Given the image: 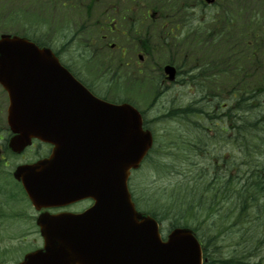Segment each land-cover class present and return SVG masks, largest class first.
<instances>
[{
	"label": "rangeland",
	"instance_id": "obj_1",
	"mask_svg": "<svg viewBox=\"0 0 264 264\" xmlns=\"http://www.w3.org/2000/svg\"><path fill=\"white\" fill-rule=\"evenodd\" d=\"M255 1L260 7L264 6V0ZM17 2V0L13 1V3ZM224 3L227 4V0H225ZM191 7L193 8L190 9L192 12L199 9L194 6ZM210 11L209 9L206 11H198V15L204 14V17H209L213 14V12ZM46 19L47 20L38 21L37 10L31 9L28 11L27 8L24 7L13 19L11 28H7L14 33L25 34L26 32H31L32 29L39 24L44 29H34V33L36 34L34 38L43 39L51 44L59 46L65 44L68 53H72V49L80 50V53L77 54L67 53L64 55L66 58L72 56L78 59L81 64H85L89 59H95V54L91 50L81 54L83 50L81 46L84 45L82 39L81 45L79 40H77V42L73 41V39L70 38L71 34L67 32L54 33L50 29V24L51 22L55 24L57 20L52 19V16H47ZM68 24L70 25V23ZM182 56L183 55H178V57H176L182 59ZM64 60L66 61L65 58ZM137 61L138 59L135 57V63L130 65L127 70L125 68V74H127V76H122V70V74H120L121 77L115 78L113 82L110 81V85L104 93L106 97L113 100L128 99L129 101L135 102L136 105L145 112L146 117L150 120L151 128L155 129L156 132V147L144 165L134 173L130 185L142 209L165 208L168 210L171 209L172 212H178L180 210L179 206L177 203H173V199L167 194L172 192L175 183L180 184L179 176L183 177L181 181H185L188 178L194 179L195 177H200L203 171L198 169V167L209 164L212 161L216 162V159L222 155H228L230 159L225 161L227 165L226 170L221 172L220 176L223 178L228 167L232 168L231 176L233 182L236 183L238 174L240 177L245 178L247 182L250 180L249 189H253L254 191H249L246 194H255L259 199L257 202L253 203H251V200H247L251 205L249 210L246 206V219H244L245 215L238 216L241 214L230 207L234 204V201L228 197H224L227 194L234 196L235 191L227 193L226 190H221L220 188H222L223 184L219 187L218 183H220V180H218L217 183V179L214 177V179H212V189L210 191H205L207 196H214V194L218 195L216 199L217 206L213 209L214 212H211V215L208 216L206 215V211L201 212L202 215L199 217V220H191L193 214L188 212L186 216L188 221L180 222L186 223L193 228L195 227L205 239L221 240L220 242L222 245L216 243L217 249H219L220 252V257L216 260L219 264H229L224 263L223 257L228 261L234 257L238 258V256L234 255L236 252L240 253L245 248H256L257 244V241H249L248 238H246L247 240L242 238L241 234L243 230H245L248 231L247 235L251 236L252 234L249 233V231L261 223L256 220L257 216L252 212L254 207L252 208L251 206L258 204L261 200L264 201V197L262 198L264 190L257 189L256 186L253 185V182L257 180L258 177H264L261 166L262 162H264V92L261 97L260 105H258L256 110V118L260 123L256 130V135L261 139L260 143L257 142V148L261 149V152H256L258 154L255 158L247 146L241 145V149L238 147L237 140L246 138L245 131H242L237 137L233 128L234 124L237 123V118L234 117L235 122L233 119L230 122L227 109L221 110L216 108L212 112L215 116L207 117V122L200 119L201 116H198V119L196 118L195 120V124L190 121V118H170L171 115L169 116L168 114L172 109L170 108L171 104L174 103L176 105L186 106L191 103V100L194 101L199 99L201 96L199 87H196L194 84H190V86L185 83L184 80H180L178 84H166V92L161 91L159 93L158 84L155 79L156 75L159 73L158 68H156V70L142 69L140 71V67L136 64ZM227 97L228 96L225 95V98ZM211 103L212 102L207 104L209 109L211 108ZM213 105L216 106V102H214ZM243 116L245 117V114ZM247 119L252 121L255 118L249 117ZM216 124L219 125L216 126ZM227 126L231 127L230 131L227 130ZM205 127L208 128L205 129ZM216 127L220 129L223 128L226 137H213L211 141L212 137H207L204 133L208 131L211 136H214L215 132H217ZM200 134L203 139L210 140V142L204 144L205 151L199 159V152L190 151V144L194 142L197 143L199 140L198 135ZM217 136L220 137L221 133L217 132ZM39 146L38 144L27 150L24 156L13 154L8 166L0 165V237L5 235L6 240H10L21 249L28 247L30 240L27 239L28 241L23 243L19 240L18 236L17 238L13 236H16L15 234L17 233H21V230H27L30 235L26 236V238L34 237L31 235V233L35 231L33 227L18 225L22 222L34 223V210L26 199L20 184L13 178L12 171L17 164L25 162L26 159H34V157L39 155L38 151L44 149L42 146ZM248 157L251 159V164L247 162L249 161ZM252 159L259 162L256 163L258 166L254 167ZM216 171L218 172V169ZM185 176L188 178H185ZM205 180L204 177L201 179L203 182ZM159 216L164 217L161 213H159ZM172 221L171 219H163L165 231H167L174 222ZM262 236H264V233H262ZM239 242L241 243L238 245ZM220 249L224 251L223 256ZM256 250L258 251L256 263L264 264V245H258ZM8 254L0 255L6 256Z\"/></svg>",
	"mask_w": 264,
	"mask_h": 264
},
{
	"label": "water",
	"instance_id": "obj_2",
	"mask_svg": "<svg viewBox=\"0 0 264 264\" xmlns=\"http://www.w3.org/2000/svg\"><path fill=\"white\" fill-rule=\"evenodd\" d=\"M0 47V79L3 83L6 82L4 75L8 70L5 67L6 55L10 54L8 48H13L12 55L18 58V63L37 62L38 57L39 61L51 62L49 51L39 50L24 38L7 36L0 42ZM165 70L170 74V79L175 78V67L168 65ZM44 71L47 73V70ZM53 88L54 93L50 97H44V100L38 101L39 105L34 106L32 100L26 103L13 94L10 120L13 130L18 133L12 140L13 150L21 152L31 142L32 136L55 144L53 155L40 162L46 165L43 172L44 165L39 163L28 168L20 166L15 172L16 177L23 180L30 195L33 197L42 191V196L49 203L93 197L96 204L90 212L103 213L104 222L109 224V228L104 230L105 238L118 242L109 246V264H134L135 256L131 250L133 246L137 248L135 241L138 239L152 240L151 260L156 264H200V251L182 253L183 259L187 260L169 258L170 255H179L181 247L197 249L198 243L187 246L175 242L161 243L157 220L135 209L128 187L130 171L140 166L152 145V133L143 129L139 110L127 102L116 104L98 99L73 78L68 81L62 79L61 84ZM24 110H43L45 113L39 119L40 124L27 126V121L37 119L24 117L21 113ZM74 119L86 120L87 127L80 130L71 127ZM61 162L64 163L61 172L56 175L50 172L53 167L61 166ZM76 170L86 177L77 182L71 180ZM40 173L47 179L31 177ZM76 221L80 219H68L61 215L54 218L44 216L39 222L47 225ZM46 231V240L53 239L52 234L58 232L52 229ZM170 239L196 240V237L191 229L178 228L172 232ZM128 240L132 243H128ZM123 248L129 253L118 251ZM164 248H169L171 253L162 252ZM38 260L37 255H32L27 264H37Z\"/></svg>",
	"mask_w": 264,
	"mask_h": 264
},
{
	"label": "flooded vegetation",
	"instance_id": "obj_3",
	"mask_svg": "<svg viewBox=\"0 0 264 264\" xmlns=\"http://www.w3.org/2000/svg\"><path fill=\"white\" fill-rule=\"evenodd\" d=\"M13 1L0 0V32L3 29L11 28L13 19L24 7L28 11L37 10L38 21L47 20V16H52V19H56L57 22L55 24L51 22L50 29L54 33L67 32L71 34L70 38L73 41L79 40L80 44L82 39L84 45L81 44L83 49L81 54L91 50L95 54V59H89L85 64H81L78 59L72 56L65 57L64 54L68 53L65 44L59 46L43 39L34 38L36 36L34 29H44L39 24L31 32H26L25 35L40 46L50 47L61 61L62 66L101 98L106 97L104 93L108 89L110 81L113 82L115 78H120L122 73V76H127L125 71L135 63V57L138 59L136 64L140 67V71L142 69L156 70L158 67L152 56L166 51V48H162V44L171 43L174 31L188 28V24L181 26L177 24L176 30H174L172 19V6L185 5L188 0H17V3H13ZM193 4L203 6L204 0H194ZM72 50L73 52L68 54L80 53L78 49ZM168 63L167 61L164 65ZM155 79H159L160 84L165 85L167 76L164 70L159 71V75H156ZM9 105V92L0 83L1 166H8L13 154L10 148L13 133L8 121ZM36 144L41 145L44 149L39 150V155L34 159H40L50 154L51 145L34 140L33 145ZM91 204V200H81L65 207L49 208L48 210L50 212L68 210L83 212ZM18 225L34 228L35 231L31 233L33 238H26L30 235L27 230H21V233L13 236H18L23 243L30 240L28 245L30 248L21 249L10 240L0 239V254L10 253L6 256L0 255V264H19L28 252L45 247L40 227L36 222ZM96 226L92 225L91 227ZM195 232L202 248L203 264H219L216 259L220 257V252L216 243L222 245L221 240L205 239L198 231L195 230ZM220 251L223 256L224 251L221 249ZM223 259L224 263L235 264L234 261L231 263V261L225 260V257Z\"/></svg>",
	"mask_w": 264,
	"mask_h": 264
},
{
	"label": "trees",
	"instance_id": "obj_4",
	"mask_svg": "<svg viewBox=\"0 0 264 264\" xmlns=\"http://www.w3.org/2000/svg\"><path fill=\"white\" fill-rule=\"evenodd\" d=\"M247 1L254 2L255 0H246L243 3H239L236 11L223 10L227 17L225 25L222 23L223 16H217L215 18L219 19L221 24L208 30L195 28L187 36L182 37L180 43L176 44L177 52L184 54V59L182 61L177 60V63L183 76L187 79L185 81L187 83L192 82L196 87H199L201 96L183 107L173 104L168 115H171L170 118L172 119L190 118L193 124H195L196 118L201 116L200 119H205L207 122V117L215 116L212 113L215 107L220 108L223 91L231 94L235 93L237 104L235 108L237 118L236 134L238 137L242 131H245L246 135L245 139L237 140V145L240 149L241 145L247 146L256 158V154H258L256 152H261V149L257 148V142L260 143L261 139L256 135V130L260 125L259 120L256 118V110L258 105H260L264 92V6L260 7L256 5L257 2L251 3ZM251 7L256 10H252L250 14L245 15L248 8ZM181 13L183 12L181 11ZM234 20L238 23L246 21V24L245 26L235 24ZM186 21L190 22L191 19ZM257 27L258 29L256 30ZM185 55L187 56L186 58ZM210 102H212V105L209 109L207 104ZM214 102H216V106L213 105ZM244 114L245 117L243 116ZM249 117L255 119L250 121L247 119ZM207 141L199 138L198 142L193 143L191 147L193 150L203 154L205 151L204 144ZM248 160L247 162L251 164L250 157H248ZM252 160L254 167L258 166L256 163L259 162ZM261 166L264 173V162H262ZM198 169L203 171L200 177L189 179L185 176L188 179L181 181L183 177L179 176L180 184L175 183L172 192L167 194L173 199V203H177L179 206L180 210L178 212H172L171 209L165 208H152L147 211L159 220L171 219L175 224L180 223V221H188L186 219L188 212L193 214L191 220H199L202 215L201 212L206 211L207 216L211 215V212L213 213V209L217 206L216 199L218 195L207 196L205 191L212 189V179L215 177L217 183L220 180V183H218L219 187L223 184L222 188H220L221 190H226L227 193L235 191L234 196L227 194L224 197L233 200L234 204L230 207L241 214L238 216L245 215L244 219H246V206L249 210L251 205L247 200L249 199V201L252 200L253 202L258 199L255 194H246L249 191H254L249 189V182L251 181L247 182L245 178L240 177L238 174L236 183H234L229 171H226L225 176L222 178L219 173H214V164L213 166L204 165ZM220 169L218 170L220 171ZM203 177L206 179L204 182L201 181ZM253 185L257 189L264 190V177H258L253 182ZM253 207L254 210L252 209V212L256 214V220L261 223L249 231L252 234L251 236L247 235L248 231L245 230H243L241 236L244 239L248 238L249 241H262L264 239V236H262V233H264L262 228L264 227V204H256ZM158 212L164 217L159 216Z\"/></svg>",
	"mask_w": 264,
	"mask_h": 264
}]
</instances>
